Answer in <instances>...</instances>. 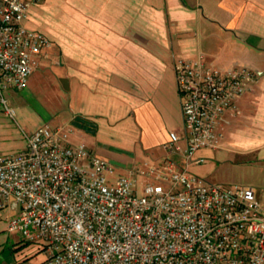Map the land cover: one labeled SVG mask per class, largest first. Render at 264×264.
I'll return each mask as SVG.
<instances>
[{
  "label": "built area",
  "instance_id": "1",
  "mask_svg": "<svg viewBox=\"0 0 264 264\" xmlns=\"http://www.w3.org/2000/svg\"><path fill=\"white\" fill-rule=\"evenodd\" d=\"M27 9L0 0V106L12 118L6 92L27 88L52 45L21 25ZM175 73L184 136L170 132L165 149L181 154L183 167L170 160L120 174L48 124L24 131V150L0 155V210L17 208L8 231L40 243L44 264H264L255 189L210 184L187 170L199 149L219 147L224 115L237 111L258 75L213 68L203 55L178 61Z\"/></svg>",
  "mask_w": 264,
  "mask_h": 264
},
{
  "label": "crops",
  "instance_id": "2",
  "mask_svg": "<svg viewBox=\"0 0 264 264\" xmlns=\"http://www.w3.org/2000/svg\"><path fill=\"white\" fill-rule=\"evenodd\" d=\"M55 2L64 4L70 28L21 90L19 105L37 107L35 126L25 132L48 124L67 131L70 145L84 144L110 161L183 167L184 157L165 149L170 132L184 136L175 64L203 55L216 69L248 67L258 80L237 111L224 115L219 147L199 149L187 170L204 178L217 154H228L229 162L236 156L254 170L244 185L264 206V0ZM125 136L133 140L132 157L118 151ZM16 213L0 210V264H44L40 243L20 233L5 237Z\"/></svg>",
  "mask_w": 264,
  "mask_h": 264
},
{
  "label": "rangeland",
  "instance_id": "3",
  "mask_svg": "<svg viewBox=\"0 0 264 264\" xmlns=\"http://www.w3.org/2000/svg\"><path fill=\"white\" fill-rule=\"evenodd\" d=\"M23 1L28 4V9L26 17L21 21V25L27 30L42 33L51 42L59 46L58 38L65 36L67 30L70 28L67 21H65L66 10L64 4L59 5L55 0ZM253 86L252 84L250 85V87ZM5 97L9 101L8 106L12 107L16 113L15 117L12 118L5 114L4 108L0 106V155L18 153L25 149L26 141L24 138V131L34 128V115L37 109L34 104H30L26 107L19 105L23 100V95L20 90H12L10 94L6 92ZM120 139L123 143V147L118 148V151L121 153L130 151V154L127 153V156L132 157L134 155L133 140L126 138V136ZM87 151L89 150L87 149ZM91 154L96 155L93 153ZM228 158H231V156L229 157L226 153L217 154L216 161L214 162L216 166H213V168L210 166V175L204 177V179L210 184H220L225 187L236 185L245 186L246 178H251L254 174V170L248 164H242V161L236 159V156L235 159H231L230 162L226 161ZM107 161L113 164L120 174H128L134 167L143 166L145 163L153 164L149 161H143L141 163ZM208 162L210 163L211 161H207V163ZM195 175L200 176L197 173H195ZM138 180L141 181V179ZM6 230L8 231V223ZM16 235H19L18 232H11L5 234V237L13 239Z\"/></svg>",
  "mask_w": 264,
  "mask_h": 264
}]
</instances>
